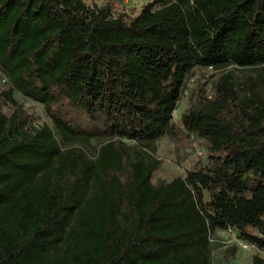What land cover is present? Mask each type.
I'll list each match as a JSON object with an SVG mask.
<instances>
[{
  "label": "trees",
  "instance_id": "obj_1",
  "mask_svg": "<svg viewBox=\"0 0 264 264\" xmlns=\"http://www.w3.org/2000/svg\"><path fill=\"white\" fill-rule=\"evenodd\" d=\"M120 4L0 0L1 95L43 103L56 128L0 110V264H208L229 226L264 249V0ZM231 64L263 91L222 75L180 119L208 161L153 183L160 162L123 139L174 135L189 71ZM90 136L95 157L72 146Z\"/></svg>",
  "mask_w": 264,
  "mask_h": 264
},
{
  "label": "rangeland",
  "instance_id": "obj_2",
  "mask_svg": "<svg viewBox=\"0 0 264 264\" xmlns=\"http://www.w3.org/2000/svg\"><path fill=\"white\" fill-rule=\"evenodd\" d=\"M89 5L103 6L108 0H85ZM150 0H121L115 12L124 11L131 14L132 10L139 12L143 5ZM229 74L239 87L246 82L254 83L263 91L258 79V69L228 65L223 69H214L209 66H195L187 74L184 86L173 111V122L176 126L174 135H163L154 141L123 139L127 152L132 155L135 149L143 151L146 157L158 160L160 163L151 175L155 184L168 182L177 176L186 173L208 161V142L195 134L190 133L181 125L180 119L184 113L199 105L204 98L213 97L218 79ZM11 86L10 79L0 67V91ZM15 103L2 97L0 92V110L9 114L15 109L27 113L30 123L39 126L48 125L56 133L52 117L43 103L24 95L19 90L12 94ZM57 106H53L56 109ZM102 137L90 136L86 140L74 141L72 146L82 148L90 157H95L101 144ZM208 198V196H206ZM255 231V230H254ZM211 249L208 254V264H264V249L246 241L240 232L228 227L217 228L210 236Z\"/></svg>",
  "mask_w": 264,
  "mask_h": 264
},
{
  "label": "built area",
  "instance_id": "obj_3",
  "mask_svg": "<svg viewBox=\"0 0 264 264\" xmlns=\"http://www.w3.org/2000/svg\"><path fill=\"white\" fill-rule=\"evenodd\" d=\"M228 228H229L230 230H233V228H232V227H230V226H229Z\"/></svg>",
  "mask_w": 264,
  "mask_h": 264
}]
</instances>
